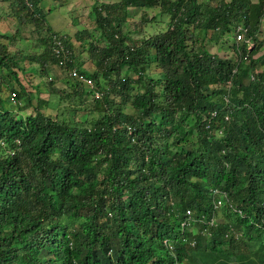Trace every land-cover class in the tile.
Returning <instances> with one entry per match:
<instances>
[{
	"label": "trees",
	"instance_id": "obj_1",
	"mask_svg": "<svg viewBox=\"0 0 264 264\" xmlns=\"http://www.w3.org/2000/svg\"><path fill=\"white\" fill-rule=\"evenodd\" d=\"M7 1L25 24L46 22L38 0ZM129 8H159L156 16L170 20L128 44ZM92 11L86 48L48 25L32 39L43 46L37 55L0 42V264H199L204 255L216 264L229 256L231 228L246 249L263 252L264 56L254 59L258 47L241 43L236 57L222 59L207 45L240 24L256 38L264 0H119ZM83 50L97 68H81ZM37 63L53 78L30 92L19 72L35 75ZM73 66L90 86L57 76ZM75 102L85 110L77 120ZM212 188L243 216L225 205L203 234L182 231L186 209L190 218L214 215Z\"/></svg>",
	"mask_w": 264,
	"mask_h": 264
},
{
	"label": "rangeland",
	"instance_id": "obj_2",
	"mask_svg": "<svg viewBox=\"0 0 264 264\" xmlns=\"http://www.w3.org/2000/svg\"><path fill=\"white\" fill-rule=\"evenodd\" d=\"M119 0H40L39 4L43 8V12L45 13V23L38 22L39 24H36L32 22L31 24H25V22H22L20 19H17L12 10V5L9 4L8 8H6V15L9 17V19L5 15L0 16V20L2 19V23L0 24V34H7L8 38H1L0 42L4 43L8 50L12 52L13 54H18L19 51H23L24 53H35L37 55L40 53V49L43 48L41 44H39L36 38L40 39L44 36V33L39 34L37 30L46 28V26H50L52 30H56L59 33H64L71 39L73 42V46L76 50H79L81 46L84 45V48H86V44L92 39L91 35L88 33H91L95 27V21L92 19V5L95 2L99 3H115ZM129 14L127 15L126 21L123 23L122 31L128 32L129 40H127L128 44L137 43V41H140L141 37H147V35L153 33L155 31L154 26L155 24L159 23L162 17L163 19V25L165 26L168 21L170 20V14L165 13L158 15L159 8H150V9H136V8H130ZM127 10V13H128ZM145 16L146 19L151 20L152 22H149L148 25L147 22H144L141 20V18ZM22 22V23H21ZM162 23L160 24V28ZM158 26V25H157ZM39 27V28H38ZM82 29H87L89 32L84 33L83 36L77 37L76 33ZM262 34L264 33V26L262 27ZM98 34V31L95 32L94 37ZM153 35V34H152ZM13 36V38H11ZM228 39L232 42L234 40L233 32H230L227 35ZM31 38V39H30ZM264 40V36L262 37ZM34 39V40H32ZM82 43H81V42ZM99 46L102 45L101 43H98ZM208 50L211 53H214L218 55L222 59L235 57V53L230 49L227 51L223 47L215 46V44L208 43ZM18 51V52H17ZM260 52L264 53V50H260ZM81 60L83 61V64L88 70H91L92 67L97 68L96 64L94 63V59L91 56V52L87 50H83L81 55ZM25 61V60H24ZM37 68L40 70L39 73L33 75L29 72L22 74L19 72V79L21 83L25 86L26 90L30 92H34V87L32 84L35 82L40 81V83L43 82V80H46V82L50 81V77L44 73L42 70V67L40 64H36ZM263 67H259L258 70H261ZM58 71L61 73L62 71L58 69ZM5 73V70H4ZM52 77V75H50ZM50 78V79H49ZM71 81H74L73 79L69 78ZM55 85L64 87L60 84L59 81L55 82ZM111 86V85H110ZM44 88L39 87V91L41 92V97L48 98V94L44 92ZM8 92V88H3L2 94ZM100 91L97 89L95 90L94 95H99ZM55 101V100H54ZM15 101L10 102V106L12 108H16L18 105L17 103H14ZM74 107L77 109H81L79 111L75 112V119H79L81 115L85 113V110L83 109V105L77 106L76 102L74 103ZM127 112H131V108L129 105L125 109ZM25 112V110L20 111L19 115H22ZM52 115L54 113H51ZM191 123V122H190Z\"/></svg>",
	"mask_w": 264,
	"mask_h": 264
},
{
	"label": "clouds",
	"instance_id": "obj_3",
	"mask_svg": "<svg viewBox=\"0 0 264 264\" xmlns=\"http://www.w3.org/2000/svg\"><path fill=\"white\" fill-rule=\"evenodd\" d=\"M0 1L4 2L6 4V8H8L9 1H7V0H0ZM39 2H40V0H38V3ZM26 3H28V1ZM102 4L103 3L95 2L92 5V10H93V6L94 5L101 6ZM28 5H30V4L28 3ZM39 7L42 8L40 6V4H39ZM6 8H5V10H6ZM5 10H4L3 14H1V15H5L9 19V17L5 14L7 12ZM127 14H129V10H128ZM93 17H94V15H92V19H93ZM263 23H264V20H263ZM230 32H233L234 40L232 42L227 37V35ZM230 32L225 33L224 36L222 37V39L220 38V45L222 44L223 48H225L227 51H229L231 49L233 51V53H234V50L238 49L239 46H241L240 45L241 43H244L248 51H250V50L252 51V49L258 47L255 50V52H254V54L252 56L254 59H257L259 57L264 56V53L260 52V50H264V40L262 38L264 36V33L263 34L262 33H258L256 35V38L255 37L252 38L250 36H247L248 32H247V29L245 28V26L243 24L238 25L236 29H232ZM220 45H215V46L220 47ZM42 50H43V48L40 49V53L42 52ZM60 50L61 49L56 48L54 50L55 54L59 55L60 54ZM235 57H236V55H235ZM261 67H263L262 69H264V65H262ZM81 68L84 71H90V70H88V68H86L84 66L83 62H82ZM93 68L94 67H92L91 70ZM60 70L62 71L61 73H69L70 74L69 78H71V77L75 78L77 80V82H79L80 85L83 88H86L87 86L91 85L90 80L87 79L86 76H84L80 72L81 69L79 71L77 66H73L70 70H68L67 67H63ZM258 71H260V70H258ZM56 73H57V76H58L60 72L56 71ZM50 78L52 79L53 77L50 76ZM95 97H96V95H95ZM111 98H113V97H111ZM11 101H13V100H11ZM128 105L131 108V104H128ZM215 115H216V112L213 111L211 113V116H215ZM209 123L210 122L207 120L206 127H208ZM184 128H187V127H184ZM214 129H216V128H212L211 129V133L214 131ZM127 130H128L129 133H131V131H132V129L129 126L127 127ZM210 192H211L210 194L212 195V207H213V210H214V215L209 220L205 219L203 215H201L199 218H195L194 216H192L190 218L191 210L190 209H186L185 218L180 222L181 223L180 228H181L182 231L187 229L190 232H193V234H195V235L203 234V229H204L203 226H206V225L213 226L212 223L214 222L215 219L221 220V217L218 214H220V210L222 209V207H225V205H228L232 210H234L238 214V216H243L242 210L237 208L236 206H234L229 201L226 192H224L222 190H218L216 188H212L210 190ZM241 235H242V233H240L238 231H234L232 228L224 235L226 238H231V236H232L234 238V240H233V243L229 247L225 248L226 249L225 251L227 253H229V256H226L225 253H224L221 256L216 257V258H218L217 261L215 262L216 264H231L232 263L231 261L234 258L239 259L240 257H243L246 253L248 254L249 257L244 258L242 260V263H244V264H264V251L263 252L259 251L257 249L256 245H253V249L252 250L246 249L244 247L243 242L240 240ZM263 240H264V238L262 239V241ZM164 243L166 244V247H167L166 250L168 251V253H173L174 254L175 253L174 252V247L172 245H170V243L168 245V242L166 240H164ZM195 244H197L196 239H195V241L194 240L191 241V245L192 246H194ZM198 246L200 247V249H202L201 252H204L205 242L199 244ZM207 257H209V256H205L204 255L203 257H201L202 258V260H201L202 262L200 261L199 264H204ZM174 264H185V263L176 260V262Z\"/></svg>",
	"mask_w": 264,
	"mask_h": 264
},
{
	"label": "crops",
	"instance_id": "obj_4",
	"mask_svg": "<svg viewBox=\"0 0 264 264\" xmlns=\"http://www.w3.org/2000/svg\"><path fill=\"white\" fill-rule=\"evenodd\" d=\"M5 8H6V4L4 2L0 1V15L3 14ZM1 23H2V19L0 20V24Z\"/></svg>",
	"mask_w": 264,
	"mask_h": 264
}]
</instances>
